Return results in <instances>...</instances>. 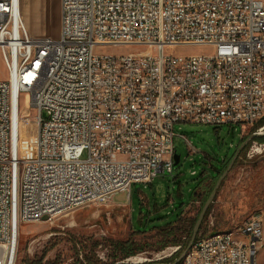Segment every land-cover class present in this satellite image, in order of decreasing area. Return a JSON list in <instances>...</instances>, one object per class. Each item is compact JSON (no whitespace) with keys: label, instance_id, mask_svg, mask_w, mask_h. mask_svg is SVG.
<instances>
[{"label":"built area","instance_id":"built-area-1","mask_svg":"<svg viewBox=\"0 0 264 264\" xmlns=\"http://www.w3.org/2000/svg\"><path fill=\"white\" fill-rule=\"evenodd\" d=\"M109 45L145 49L95 52ZM178 46L214 50L167 52ZM0 54V247L15 253L23 224L173 173L176 124L243 128L264 117V0H61L57 38L30 34L20 0H0ZM22 92L36 111L30 159L16 142ZM234 225L240 233L199 235L181 261L257 264L263 214Z\"/></svg>","mask_w":264,"mask_h":264},{"label":"rangeland","instance_id":"rangeland-1","mask_svg":"<svg viewBox=\"0 0 264 264\" xmlns=\"http://www.w3.org/2000/svg\"><path fill=\"white\" fill-rule=\"evenodd\" d=\"M33 9L26 11V20L23 18L30 34L57 38L61 29L60 1L36 0ZM143 49L142 45H109L98 46L95 52L116 55ZM213 50L207 46H178L167 52L187 55L210 54ZM6 79L8 70L0 54V80ZM19 116L21 154L30 158L36 154L37 137L36 111L31 105L30 93L20 95ZM260 127L242 128L241 124L231 123L220 126L176 124L174 144L180 161L174 165L173 173H161L151 183H134L130 191L118 192L105 203L91 202L52 219L23 224L14 264H26L27 258L40 256L53 264H70L78 257L83 260L84 253L91 256L94 264H110L113 243L117 240L147 245L145 251L135 255L147 260L127 264L160 262L156 258L168 257L167 248L175 245L174 242L183 243L186 248L192 221L201 208L200 198L206 191L213 190L218 180L212 173L235 154L241 138L247 146L241 149L219 186L210 214L196 238L212 231L228 230L256 213L264 217V140L257 138L264 134L253 136ZM253 141L263 143L262 148L252 150ZM195 191L200 197L191 200ZM166 226L174 229V233L168 236L162 233ZM165 241L172 244L162 248ZM124 261L118 263H126ZM170 263L173 262L166 264ZM257 263L264 264V246Z\"/></svg>","mask_w":264,"mask_h":264},{"label":"trees","instance_id":"trees-1","mask_svg":"<svg viewBox=\"0 0 264 264\" xmlns=\"http://www.w3.org/2000/svg\"><path fill=\"white\" fill-rule=\"evenodd\" d=\"M256 126H262L264 125V117H261L260 119L257 120V122L254 124ZM260 140H264V137H257ZM245 140H243V138L240 139L239 145H237V148L240 147V145L244 142ZM247 145H245L243 147V149L246 147ZM234 156V155H233ZM230 157L229 161L224 165L221 166L219 169H215V173H212L215 179H218L220 177V175L223 173V171L226 169V167L228 166L229 162L231 161L232 157ZM205 171V170H204ZM203 171V172H204ZM202 172V174H203ZM222 183V182H221ZM212 192V189H210L209 191H206V193L204 195L201 196V208L198 211V215L202 209V206L204 205V203L206 202V200L208 199V197L210 196ZM218 192V190H217ZM216 192V193H217ZM200 197L199 194H196V191L193 193L191 200H198ZM210 209H211V204L207 209V212L205 213L204 219L201 223L200 226V230L203 228L204 226V221L207 219L208 215L210 214ZM198 215L196 216L195 220L192 221L191 224V228L190 231L188 232L189 235L192 234V228H193V224L195 223V221L198 218ZM171 223V222H170ZM168 223V225L170 224ZM234 226V225H233ZM233 226L231 228H233ZM22 228V227H21ZM230 228V229H231ZM214 232V231H212ZM162 233H166V235H170L174 233V229L170 228L169 226H166L163 230ZM174 240V239H173ZM177 240V239H176ZM175 240V241H176ZM169 243L172 244V242H168L165 241L161 246L162 248H165ZM173 244L175 245H181V248L178 252H176L174 255H172L170 258H166L161 260L160 262H174L179 256L180 254L183 252L184 248V244L183 243H179V242H174ZM146 243H141V242H136V241H126V240H117L113 243V260L110 264H127V263H118L119 261H124L125 259L131 257V256H135L140 252H143L146 250ZM84 259H80L79 257L76 259V261L70 263V264H94V261L91 259V256L88 255V253H84L83 254ZM26 264H53L51 261H44V256H40V257H34V258H27L26 259Z\"/></svg>","mask_w":264,"mask_h":264},{"label":"water","instance_id":"water-1","mask_svg":"<svg viewBox=\"0 0 264 264\" xmlns=\"http://www.w3.org/2000/svg\"><path fill=\"white\" fill-rule=\"evenodd\" d=\"M253 135H256V133H253ZM245 142H243L240 147L238 148V150L235 152L234 156L232 157L231 161L229 162L228 166L226 167V169L223 171V173L220 175V177L218 178L216 184H215V187L214 189L212 190L210 196L208 197V199L206 200V202L204 203L199 215H198V218L193 226V229H192V234H191V237H190V240L186 246V248L183 250V252L180 254V256L172 263V264H175V263H178L179 261L182 260V258L184 257V255L186 254V252L189 250V248L192 246L194 240L196 239V236H197V233L199 232L200 230V226H201V223L204 219V216H205V213L207 212V209L208 207L210 206V204L213 202L214 200V197H215V194L219 188V186L221 185V182L224 180V178L227 176V174L230 172V170L232 169L236 159L238 158L240 152H241V149L243 148V146L245 145L244 144ZM174 160H175V164H177L179 161H180V156L177 154V152L175 153L174 155ZM154 264H164L162 262H156Z\"/></svg>","mask_w":264,"mask_h":264},{"label":"bare ground","instance_id":"bare-ground-1","mask_svg":"<svg viewBox=\"0 0 264 264\" xmlns=\"http://www.w3.org/2000/svg\"><path fill=\"white\" fill-rule=\"evenodd\" d=\"M21 16H22V14H21ZM16 142H17V150L21 152L20 119H19V124H18ZM35 155L30 157V158H34ZM30 158H25V159H30ZM240 232H241V225H234L233 228L230 229V233H240ZM15 255H16L15 250H12V248L7 247V246H1L0 247V264H14ZM145 260H147V259L143 258V257L132 258V262H134V263H140V262H143ZM175 264H184V261H179L178 263H175Z\"/></svg>","mask_w":264,"mask_h":264},{"label":"crops","instance_id":"crops-1","mask_svg":"<svg viewBox=\"0 0 264 264\" xmlns=\"http://www.w3.org/2000/svg\"><path fill=\"white\" fill-rule=\"evenodd\" d=\"M59 1H60V10H61V0H59ZM35 2H36V0H20V9H21L22 18H25V20H26V11H28V9L33 11L34 10L33 8L35 6ZM26 27H27V24H26ZM257 261H258V257H257Z\"/></svg>","mask_w":264,"mask_h":264}]
</instances>
